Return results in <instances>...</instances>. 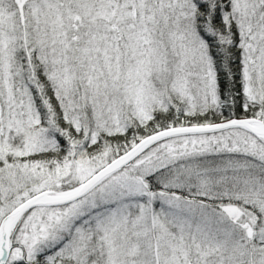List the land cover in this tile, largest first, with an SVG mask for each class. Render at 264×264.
<instances>
[{
	"label": "snow or ice",
	"instance_id": "snow-or-ice-1",
	"mask_svg": "<svg viewBox=\"0 0 264 264\" xmlns=\"http://www.w3.org/2000/svg\"><path fill=\"white\" fill-rule=\"evenodd\" d=\"M0 264H264V0H0Z\"/></svg>",
	"mask_w": 264,
	"mask_h": 264
}]
</instances>
